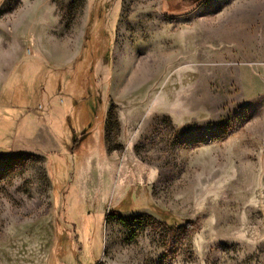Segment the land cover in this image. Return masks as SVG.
Instances as JSON below:
<instances>
[{
  "label": "rangeland",
  "instance_id": "374dc122",
  "mask_svg": "<svg viewBox=\"0 0 264 264\" xmlns=\"http://www.w3.org/2000/svg\"><path fill=\"white\" fill-rule=\"evenodd\" d=\"M0 38V264H264V0H0Z\"/></svg>",
  "mask_w": 264,
  "mask_h": 264
},
{
  "label": "crops",
  "instance_id": "0c3cea01",
  "mask_svg": "<svg viewBox=\"0 0 264 264\" xmlns=\"http://www.w3.org/2000/svg\"><path fill=\"white\" fill-rule=\"evenodd\" d=\"M32 36L33 35L29 36L26 40L28 46L33 43L32 41H34V44L39 45L38 39L35 38V40H33ZM6 40H9V38H0V105L4 99L5 87L8 82L12 81L18 65L28 56L26 54L27 46L25 43L21 46L20 43H16L14 40H10L9 42ZM80 48L81 38L74 45L69 42L65 47V51L62 52L63 54L61 53L59 64L61 66L68 65L78 55ZM52 49L54 52L53 54L56 55L54 44L52 45ZM36 53L37 56H35V58H39L41 54H39V52Z\"/></svg>",
  "mask_w": 264,
  "mask_h": 264
},
{
  "label": "water",
  "instance_id": "95a60500",
  "mask_svg": "<svg viewBox=\"0 0 264 264\" xmlns=\"http://www.w3.org/2000/svg\"><path fill=\"white\" fill-rule=\"evenodd\" d=\"M187 1V4H193V5H197L199 3H201L203 0H185Z\"/></svg>",
  "mask_w": 264,
  "mask_h": 264
},
{
  "label": "trees",
  "instance_id": "16d2710c",
  "mask_svg": "<svg viewBox=\"0 0 264 264\" xmlns=\"http://www.w3.org/2000/svg\"><path fill=\"white\" fill-rule=\"evenodd\" d=\"M165 218H166V220H171V216H166ZM189 224L192 225V223H190V222H189Z\"/></svg>",
  "mask_w": 264,
  "mask_h": 264
}]
</instances>
